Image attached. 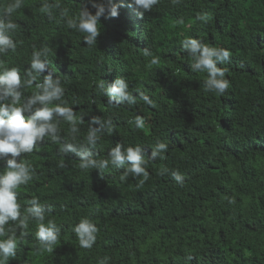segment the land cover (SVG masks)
I'll return each mask as SVG.
<instances>
[{"label": "trees", "instance_id": "obj_1", "mask_svg": "<svg viewBox=\"0 0 264 264\" xmlns=\"http://www.w3.org/2000/svg\"><path fill=\"white\" fill-rule=\"evenodd\" d=\"M23 1L13 30L16 49L2 69L18 67L25 79L33 51L48 47L50 71L64 88L61 100L50 107L67 101L66 106L83 114V124L93 116L111 118L112 125L124 122L134 108L145 119L143 129L128 131L129 136L109 133L105 124L94 158L103 159L105 132L109 146L119 139L139 144L145 169L155 162L150 159L153 147L165 142L164 169L171 172L138 188L129 178L113 175L121 166L110 164L103 173L80 169L76 153H61L59 144L45 137L18 160L30 161L35 169L30 196L56 208L44 223L53 220L59 235L53 252L42 250L33 236L35 222L28 221V235L18 240L21 257L29 264L34 259L37 264H100L105 258V264H264V0H159L143 18L122 9L127 0H112L122 5L119 15L113 18L105 12L91 46L84 41L85 33L67 26V19L78 18L81 7L94 14L93 3L107 0ZM57 3L60 7H53L51 16L41 11L44 4ZM181 19L183 23H177ZM206 37L208 46L231 53L229 61L217 63L228 69L229 88L223 95L204 91L206 71L189 70L187 76L177 72L182 42ZM145 48L151 56L144 55ZM153 57L159 58V66H149ZM105 62L114 65L108 71L127 81L134 104L110 106L98 94L95 80ZM39 76L22 90L24 98L39 91ZM140 92L155 106L146 104ZM53 122L61 130V143L72 139L69 122L59 117ZM89 125L77 126L75 143H83ZM6 166L7 161H0V173ZM173 170L183 175L182 188L189 174H197L196 190L174 191ZM55 181L63 184L48 195L45 184ZM27 185L20 189L21 201ZM82 218L98 228L91 248L81 247L74 231ZM209 241L219 243L218 256L203 254ZM173 244L177 246L170 247Z\"/></svg>", "mask_w": 264, "mask_h": 264}, {"label": "clouds", "instance_id": "obj_2", "mask_svg": "<svg viewBox=\"0 0 264 264\" xmlns=\"http://www.w3.org/2000/svg\"><path fill=\"white\" fill-rule=\"evenodd\" d=\"M172 2L176 4L178 0H172ZM158 3L159 0H127L122 9L134 18H143L144 12L151 10ZM23 4V0H1L0 7V161H7L5 171L0 173V264H29L30 260L21 257V246L18 245V240H22L28 235V221L35 222L33 236L39 240L41 249L49 253L54 251L53 246L57 242L59 228L53 220H48L47 224L44 221L45 216L56 208L46 207L42 200L36 196H30V181L33 179L35 169L30 161L18 160L21 154L31 153L37 149L38 142L45 137H50L53 142L59 144L61 153H76L80 157V169L96 168L103 173L110 164L121 166L122 169H115L119 172L114 171L117 174L113 175L120 174L118 176H121V180L129 178L131 184L138 188L142 187L145 182L152 183L155 179L162 178V175L171 172L164 169L165 151L168 147L165 142H157L153 147L150 159H155V162L151 168L145 169L144 165L147 161L144 159L139 144L130 146L129 142L119 139L115 145L109 146L105 140V132L103 141L106 150H101L103 159L94 158V148L100 139L98 133L101 132L105 124L108 125L109 133L113 131V133L129 136L128 131H133L135 128L143 129L145 119L142 116H137L134 108L124 122L120 121L112 125L111 118L104 120L99 116H93L89 125L83 124L82 113L66 106L67 101L63 102V106L56 104L50 107L49 105L53 101L61 100L64 88L60 77L50 71L51 66L48 65L46 59L51 52L48 47L33 51L31 64L25 67V79L22 70L18 67L2 69V66L5 65L4 60H8L11 50L15 51L16 49L13 30L17 27L15 21L18 20L19 14L23 10ZM121 6L112 3V0H107V3H93V7L96 9L94 14L87 7H81L78 18L67 19V26L85 33L84 41L91 46L96 44L97 37L100 35L98 27L100 18L106 11L111 17H118ZM53 7L58 8L60 5L59 3L44 4L41 11L51 16ZM66 14V9L61 12L62 16ZM207 18L204 15L197 16V19L206 20ZM177 23L182 24L183 20L181 19ZM207 44H211L208 37L201 40L185 39L182 42L183 50L180 51L177 72L182 71L187 76L189 70L191 72L206 71L208 78L204 82V91L223 95L229 88V80L225 79L228 69L217 67V63L229 61L231 53L226 48L211 47ZM33 47L35 48V46ZM144 55L151 56L152 54L145 48ZM191 58L194 62L191 61ZM159 63V58L153 57L149 66H159ZM113 66L109 62L104 63L102 73L95 80L98 94L110 106H117L124 102L134 104L136 99L128 91L127 81L117 77L112 70L108 71V68ZM43 72L45 73L42 74ZM38 76L39 81L36 83V88L39 91L24 98L22 90L25 87H31L37 81ZM140 97L146 104L155 106L148 95L140 92ZM55 117L62 118L71 125L69 136H72V139H67L66 143H61V130L58 123L53 122ZM78 125H89V129L82 137L83 143H75V134L79 131ZM92 125L100 127L96 128ZM59 166L63 167L64 161H61ZM171 175L175 179L174 181L173 178H170V181L175 184L174 191L196 190L197 174H193V176L189 174V180L184 188L181 185L184 179L183 175L175 170ZM61 184L63 183L60 181H55V185L45 184L46 193L49 195L53 188ZM177 184L180 186L177 187ZM23 185H27V187L23 193L25 198L21 201L19 192ZM9 221L14 222V226L10 227ZM17 229L20 230L19 235H17ZM74 231L81 247L91 248L93 246L98 228L90 219L82 218L75 226ZM236 234L237 232H234L231 236L234 237ZM174 246L177 244L170 247ZM220 251V245L215 241L206 242L202 250L203 254L208 257L218 256ZM188 259H192V257L189 256ZM105 260H102L100 264H105ZM31 264H37L35 259Z\"/></svg>", "mask_w": 264, "mask_h": 264}]
</instances>
